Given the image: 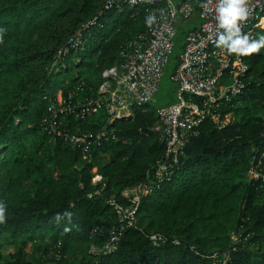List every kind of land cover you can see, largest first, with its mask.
I'll return each instance as SVG.
<instances>
[{
    "label": "trees",
    "instance_id": "trees-1",
    "mask_svg": "<svg viewBox=\"0 0 264 264\" xmlns=\"http://www.w3.org/2000/svg\"><path fill=\"white\" fill-rule=\"evenodd\" d=\"M109 1L116 0H0V27L7 29L0 44V201L7 204L0 239L21 240L0 264H264V179L250 177L254 169L264 173V49L241 57V93L219 109L231 121L206 118L175 157L156 128L153 103L115 122L104 111L81 112L96 97L103 70L149 29V6L106 8ZM203 1L195 0L197 12ZM86 66L93 74L84 75ZM58 68L70 73L67 85L55 81ZM57 86L67 100L73 93L74 106L60 129L92 139L87 153L47 131ZM138 186L145 190L127 226L114 205H132L124 192ZM114 233L115 249L107 252ZM36 240L43 245L34 247Z\"/></svg>",
    "mask_w": 264,
    "mask_h": 264
},
{
    "label": "built area",
    "instance_id": "built-area-1",
    "mask_svg": "<svg viewBox=\"0 0 264 264\" xmlns=\"http://www.w3.org/2000/svg\"><path fill=\"white\" fill-rule=\"evenodd\" d=\"M117 2L131 7L147 5L148 14L154 13L158 20L145 34L125 44L121 51V63H114L103 70V80L96 97L82 104L81 112L104 111L109 121L115 122L132 117L136 105L153 101L174 55L177 24L197 15L199 25L187 31L178 62L169 77L171 83L175 84V98L169 104L156 107V128L166 140L168 152L176 157L183 151L189 136L197 134V127L206 118L222 125L224 120L220 118L219 109L224 100L241 93L243 83L240 75L247 66L241 57H232L225 49L215 46L217 34L222 31L218 29L216 20L217 0H204L199 12L196 11L195 0H116L109 1L106 8H112ZM249 10L250 16L243 22L242 31L255 37V29L264 24V0H250ZM161 13L163 19L160 18ZM75 47L73 43L71 48ZM69 50L67 48L65 52ZM72 97L73 93L69 94L68 100L63 96L58 97L49 108L53 117L47 131L66 142L82 145L87 153L92 147V139L86 134L60 129L62 115L74 109ZM103 135L105 132L98 134L97 138ZM161 169L166 170V167L162 166ZM250 177L264 179V173L254 169L250 171ZM93 180L99 182L101 176L95 174ZM144 190L139 186L132 189L135 192L132 205H114L116 213L127 226L136 221L140 192ZM150 238L154 244L162 240L157 233ZM117 239L118 233H114L105 251L114 250Z\"/></svg>",
    "mask_w": 264,
    "mask_h": 264
},
{
    "label": "clouds",
    "instance_id": "clouds-1",
    "mask_svg": "<svg viewBox=\"0 0 264 264\" xmlns=\"http://www.w3.org/2000/svg\"><path fill=\"white\" fill-rule=\"evenodd\" d=\"M249 3L250 0H217L216 20L218 29L222 30L218 32L214 41L217 48H223L229 54H235L238 57L251 56L264 49V35L254 38L242 31L243 22H246L250 16ZM160 18H164L163 13ZM157 20L158 17L151 13L146 16L145 23L151 28ZM6 32V28L0 27V44L4 43ZM65 215L70 214L65 213ZM54 218L58 221L60 214ZM6 219L7 204L0 201V224L5 223Z\"/></svg>",
    "mask_w": 264,
    "mask_h": 264
},
{
    "label": "rangeland",
    "instance_id": "rangeland-1",
    "mask_svg": "<svg viewBox=\"0 0 264 264\" xmlns=\"http://www.w3.org/2000/svg\"><path fill=\"white\" fill-rule=\"evenodd\" d=\"M142 16H144V15H140V16L136 17L135 21H137V22L140 23V20L143 18ZM197 18H198V16L197 15H194L191 19H189V20H187L185 22L184 21L183 22L180 21L177 24L178 32H177V36H176V44H175V51H174V53L176 52V48H177L178 44L179 43H182L183 44L185 42V38H186L187 31L193 26L192 25V22L195 19H197ZM132 19L133 18L130 16L128 21H130ZM135 21H132V22H135ZM119 27L121 28L123 26L120 25ZM119 29H117V30H119ZM125 31H126V29H125ZM255 32L257 33V28L255 29ZM115 36H116L115 31H112L111 34H109V36L107 38L109 40H111ZM101 51H102V49L99 48V52H101ZM226 53L229 54L227 51H226ZM96 55L97 56H95V58H90V59H88V61L95 64V62L98 60V57H99L100 54L98 52H96ZM173 58H174V55L172 56L170 65L167 67V69L165 71L164 81L162 82L163 85H161L160 90L154 96V100L150 102V103H153L156 107H158L161 104H164V101L167 100V99L170 100V101H172L173 100V97L175 98V84L171 83V81L169 79L170 74L172 73L171 66L175 63V60ZM122 60H123V57L122 56L117 57V58L114 59L115 63H121ZM76 61H80V60L77 59ZM83 69H84V75L85 76L88 75V74H93L91 72V68H89V66H86ZM58 70H60L59 68L57 69V72L58 73H61ZM58 77H59V79L57 78V80H55V81L56 82L58 81V83L60 82V85L61 86L62 85H67L69 83V81H71V79H70V77H71L70 73L69 74H65V73L63 74V73H61V74H59ZM230 81L231 80H229V82ZM61 86H57L55 88V89H57V91H56L57 99H58V97L61 98V96H62V90H63V88ZM49 103L51 105L53 104V102H51V100H49ZM228 119L231 121V119H232V115L231 114H229L225 118V121L224 122L229 121ZM23 146H24L23 148H26L27 149L28 148L27 147L28 146V143L24 142L23 143ZM134 194H135V192H133L131 190L130 192H128L127 196H131V195H134ZM20 244H21V240L16 239V238H13V237H11L8 234H4L1 237V239H0V256L2 258H4V259L9 258L11 255H13L14 253L17 252ZM33 245L35 247V246H42L43 244H42V242L40 240H36L33 243ZM30 250L33 251L32 249H30ZM43 250H44V246L42 248H40L39 250H35L36 251L35 252V256L36 255H39L40 253H42ZM93 250L96 251V252L101 251V250H98V248H96V247H94Z\"/></svg>",
    "mask_w": 264,
    "mask_h": 264
},
{
    "label": "crops",
    "instance_id": "crops-1",
    "mask_svg": "<svg viewBox=\"0 0 264 264\" xmlns=\"http://www.w3.org/2000/svg\"><path fill=\"white\" fill-rule=\"evenodd\" d=\"M199 17L197 18V19H195L193 22H192V27H195V26H197V25H199ZM228 116V115H227ZM229 120V119H228ZM225 121V120H224ZM230 121V120H229ZM229 121H226V122H224V123H228ZM132 189H128V190H126L124 193H125V195H127L128 194V192H130Z\"/></svg>",
    "mask_w": 264,
    "mask_h": 264
}]
</instances>
